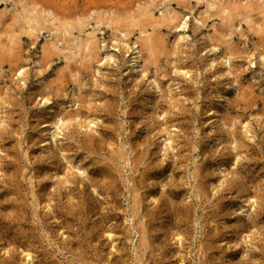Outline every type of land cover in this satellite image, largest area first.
<instances>
[{
  "label": "rangeland",
  "instance_id": "374dc122",
  "mask_svg": "<svg viewBox=\"0 0 264 264\" xmlns=\"http://www.w3.org/2000/svg\"><path fill=\"white\" fill-rule=\"evenodd\" d=\"M164 1L0 0V264H264V6Z\"/></svg>",
  "mask_w": 264,
  "mask_h": 264
},
{
  "label": "bare ground",
  "instance_id": "6f19581e",
  "mask_svg": "<svg viewBox=\"0 0 264 264\" xmlns=\"http://www.w3.org/2000/svg\"><path fill=\"white\" fill-rule=\"evenodd\" d=\"M146 1V0H145ZM164 1V0H163ZM226 1V0H225ZM225 1L224 0H210L209 1V6H210V9H216L218 12L217 13H219V16H221V18L223 19V18H227V17H229L230 15H231V4L229 5V4H226L225 3ZM243 1V0H242ZM241 1V2H242ZM252 2H254V4L257 6V8H259L260 9V7H262V6H264V0H251ZM251 1L249 0V2H250V5H248L247 6V8L249 9V7H250V12H253V10H255V8L254 7H252V5H251ZM137 2V1H136ZM143 2V1H142ZM147 2H149V1H147ZM150 2H151V4H145V6L143 5V4H140L141 6H143V8L142 9H140V11L139 10H136V11H138L139 13H138V17H139V15L141 16H148L149 18H151V20L152 21H155L156 20V18H161L163 21H173L174 19H175V15H174V13H173V10H171L167 5H163L158 11H159V15H156V13L154 12V9L155 8H157V4H158V0H150ZM162 2V1H161ZM165 3H166V1H164ZM234 3V2H233ZM243 3H245L246 4V1L245 2H242L241 4H243ZM139 3H137V5H138ZM136 5V6H137ZM254 5V6H255ZM28 6V5H27ZM37 6V5H36ZM141 6H139L140 8H141ZM234 6V5H233ZM159 7V6H158ZM240 7V6H239ZM238 7V8H239ZM243 7V6H242ZM21 8H23L22 6H21ZM233 8H235V7H233ZM237 8V9H238ZM244 8V10L246 11H248V9H246L245 8V6L243 7ZM25 9V8H24ZM258 9V10H259ZM21 10H23V9H21ZM41 10V9H40ZM40 10H39V12H40ZM43 10V9H42ZM48 10V9H47ZM51 10V9H50ZM237 11L236 9H233L232 11H233V14H234V12L235 11ZM241 10V9H240ZM24 12L26 11V12H28L26 15H25V17H24V23H25V25H27L28 27H30V28H33V29H37V30H42L43 28H42V26H46V25H44L45 23V21L46 20H50V22L52 21V27H50V30L51 31H55V32H57V33H62V34H60V35H62V37L64 36V38H66V37H69V36H71V37H73V44H74V47L72 48V49H70L71 50V54L69 55V57H68V59L71 61V60H75V58H77L80 54H81V52L83 51V53L84 52H87V53H89L90 55H91V52L95 49V45H96V42H97V26L96 25H93L92 23H84V24H81V26H80V28H78L77 29V32H78V34H76V32L75 31H73L74 30V27H73V29L70 27V25L69 24H65V22L64 23H62V22H55V20H56V17H54L53 16V13L51 12V11H43V12H41L40 14L38 13V14H34L33 12H32V9L31 10H28L27 11V9H25V10H23ZM33 11H35V9L33 10ZM244 12V11H243ZM45 13H48L47 14V16H44L45 15ZM247 13V12H246ZM19 14V13H18ZM20 14H22V13H20ZM254 14H255V12H254ZM258 14V13H257ZM256 14V15H257ZM15 15H17V14H15ZM263 15V14H262ZM18 16V15H17ZM20 16V15H19ZM24 16V15H23ZM134 16H135V14H134ZM251 16H253L252 14H251ZM42 17H43V19H42ZM136 17V16H135ZM147 17V18H148ZM15 18V17H14ZM20 18H21V16L19 17V20H20ZM23 18V17H22ZM21 18V19H22ZM134 18V17H133ZM137 18V17H136ZM135 18V19H136ZM148 18V21L150 20ZM158 18V19H159ZM220 18V19H221ZM16 19H18V18H16ZM158 19L156 20V23H157V25L158 24H160L161 22H163L162 20H160L161 22L160 23H158L157 21H158ZM249 19H251V17L249 18ZM249 19H245L246 21L247 20H249ZM225 20V19H224ZM227 20V19H226ZM256 20V19H255ZM110 21V20H109ZM47 22V21H46ZM249 23H251L252 21H248ZM254 22V21H253ZM252 22V23H253ZM257 22V21H256ZM149 23H151L150 21H149ZM148 23V24H149ZM47 24V23H46ZM155 24V23H154ZM154 24H152L150 27H147L146 29H143V30H140V35H145V34H151V32H150V30H155V26H154ZM254 24H256V23H254ZM163 25H164V23H163ZM147 26H149V25H147ZM71 28V29H70ZM262 29V28H261ZM154 33V32H153ZM12 34V33H11ZM125 37H127V35L125 34V33H122ZM14 36V35H13ZM10 37H12V36H10ZM15 37V36H14ZM152 37V36H151ZM211 38V37H210ZM63 39V38H62ZM214 39V38H213ZM212 39V40H213ZM57 40V39H56ZM72 40V39H71ZM143 40V39H142ZM11 42H12V40H10ZM144 41V40H143ZM142 41V42H143ZM14 42V41H13ZM55 41H53L52 43V45L54 46V47H56V48H60L61 46L60 45H62L63 44V40L61 41V40H57L56 41V43H54ZM146 43L145 44H143V43H141L140 41H136L135 42V47H134V58H133V67H134V69H136V70H140L139 68H141V67H143V62H145L144 60H145V51H147L148 50V48L149 47H152V38H149V35H148V37H147V40L145 41ZM212 44H213V41H212ZM217 46V45H216ZM64 47V46H63ZM65 48H67V47H65ZM69 48V47H68ZM147 49V50H146ZM65 50V49H64ZM89 54H88V56H89ZM82 62V61H81ZM228 64V63H227ZM226 64V65H227ZM142 69V68H141ZM142 73H144V71L142 72ZM144 75V74H143ZM44 82V80H42L41 81V83H43ZM156 86V85H155ZM161 88V87H160ZM228 98V97H227ZM226 99V98H225ZM227 100H229V99H227ZM225 101V100H224ZM225 103H226V101H225ZM227 103H228V101H227ZM224 106H225V104H224ZM225 108V107H224ZM219 111V110H218ZM223 111V110H222ZM216 113V112H215ZM223 113V112H222ZM55 115H57V114H55ZM219 115V114H218ZM58 116L59 115H57V117L56 116H54L53 115V118H55L56 117V120H57V118H58ZM220 116V115H219ZM51 117H52V115H51ZM221 120L222 121H220V123H222V124H226L227 125V121H225V118H224V116H221ZM64 123V119L62 118V117H59L58 118V120H57V122L55 123V125L57 126V127H59V126H61L60 124H63ZM47 126V125H46ZM60 128V127H59ZM251 210V206H250V208L249 209H247V210H244L243 211V213H245V212H247V214L249 213V211ZM33 260V259H32Z\"/></svg>",
  "mask_w": 264,
  "mask_h": 264
}]
</instances>
